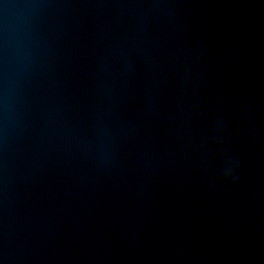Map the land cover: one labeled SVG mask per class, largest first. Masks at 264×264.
Listing matches in <instances>:
<instances>
[{"label": "water", "instance_id": "obj_1", "mask_svg": "<svg viewBox=\"0 0 264 264\" xmlns=\"http://www.w3.org/2000/svg\"><path fill=\"white\" fill-rule=\"evenodd\" d=\"M0 264H264V0H0Z\"/></svg>", "mask_w": 264, "mask_h": 264}]
</instances>
